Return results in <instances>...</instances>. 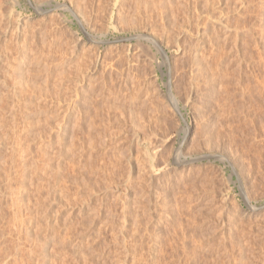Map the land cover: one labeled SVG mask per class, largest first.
<instances>
[{"label": "rangeland", "instance_id": "1", "mask_svg": "<svg viewBox=\"0 0 264 264\" xmlns=\"http://www.w3.org/2000/svg\"><path fill=\"white\" fill-rule=\"evenodd\" d=\"M0 262L264 264V0H0Z\"/></svg>", "mask_w": 264, "mask_h": 264}, {"label": "bare ground", "instance_id": "2", "mask_svg": "<svg viewBox=\"0 0 264 264\" xmlns=\"http://www.w3.org/2000/svg\"><path fill=\"white\" fill-rule=\"evenodd\" d=\"M67 1H68V0H67ZM69 3H70V2H69ZM74 6H75V5H74ZM74 8H75V7H74ZM75 9H76V8H75ZM80 10H82V9H80ZM79 12H80V11H79ZM76 13H77V12H76ZM82 13H83V12H82ZM77 14H78V13H77ZM81 15H82V14H81ZM83 16H84V15H83ZM88 16H89V15H88ZM83 18H85V17H83ZM88 18H89V17H88ZM86 21H87V20H86ZM84 22H85V21H84ZM86 23H87V22H86ZM24 25H25V24H24ZM23 30H24V29H23ZM22 33H23V32H22ZM136 35H137V34H136ZM140 35L142 36V34H139V36L137 35L136 37H140ZM145 36L147 37L146 34H145ZM145 36H144V37H145ZM142 37H143V36H142ZM149 37H150V36H149ZM202 37H204V36H202ZM140 38H141V37H140ZM147 38H148V37H147ZM161 38H162V37H161ZM208 38H209V37H208ZM211 38H212V37H211ZM201 39H202V38H201ZM205 39H206V38H205ZM205 39H204V41H205ZM26 40H27V39H26ZM158 40H159V39H158ZM202 40H203V39H202ZM207 40H208V39H207ZM29 41H30V40H29ZM155 41H156V40H155ZM23 42H24V41H23ZM77 43H78V41H77ZM159 43H160V42H159ZM205 43H206V41H205ZM24 44H25V43H24ZM93 44H94V43H93ZM155 44H156V43H155ZM157 44H158V43H157ZM158 45H159V44H158ZM29 46H30V45H29ZM91 46H92V45H91ZM155 46H156V45H155ZM155 46H154V47H155ZM158 47H159V46H158ZM199 47H200V46H199ZM97 48H98V47H97ZM97 48H95V49H97ZM24 49H25V45H24V47H23L22 50H24ZM28 49H29V48H28ZM95 49H94V50H95ZM26 50H27V49H26ZM26 50H25V51H26ZM92 50H93V49H92ZM98 50H99V48H98ZM199 50H200V49H199ZM30 51H31V50H30ZM200 51H201V50H200ZM21 52H23V51H21ZM26 52H27V51H26ZM26 52H25V55H28V56H29V54H27ZM42 52H43V51H42ZM97 52H98V51H97ZM100 52H101V51H100ZM159 52H160V51H159ZM37 54H38V53H37ZM94 54H95V53H94ZM100 54H101V53H100ZM100 54H99V55H100ZM30 55H31V54H30ZM35 55H36V54H35ZM39 55H41V54H39ZM97 55H98V54H97ZM102 55H103V54H102ZM104 55H105V54H104ZM104 55H103V56H104ZM23 56H24V55H23ZM31 56H32V55H31ZM31 56H30L29 58H31ZM36 56H37V55H36ZM131 56H132V55H131ZM99 57H100V56H99ZM27 58H28V57H27ZM27 58H26V59H27ZM94 58H95V57H94ZM130 58H131V57H130ZM33 59H34V58H33ZM38 59H39V58H38ZM28 60H29V59H28ZM34 60H35V59H34ZM95 60H96V59H95ZM21 61H22V60H21ZM30 61H31V59H30ZM102 61H103V60H102ZM25 62H26V60L24 61V63H25ZM37 62H38V60H37ZM103 62H104V61H103ZM103 62H102V63H103ZM22 63H23V62H22ZM97 63H98V61H97ZM103 64H104V63H103ZM103 64H102V65H103ZM20 65H22V64H20ZM20 65H19V66H20ZM30 65H31V63H30ZM91 65H92V64H91ZM93 65H95V63H94ZM27 66H28V65H27ZM87 66H88L89 68L91 67V66H89V65H87ZM88 67H87V68H88ZM94 67H95V66H94ZM99 67H100V66H99ZM89 68H88V69H89ZM19 69H21V66L19 67ZM22 69H24V68H22ZM22 69H21L20 71H23ZM83 69H84V68H83ZM90 69H91V68H90ZM92 69H94V68L92 67ZM20 71H19V72H20ZM87 71H88V70H87ZM87 71H86V67H85V70L82 71V72H83V75H81L82 72H81V73L79 72V75L82 77V78H81V77H79V78H81V79L83 80V78H84V76H85L84 72H87ZM94 71H96V70L94 69ZM17 73H18V72H17ZM21 73H22V72H21ZM21 73H19V75H20ZM23 74H24V73H23ZM23 74H21V77L23 76ZM89 74H90V73H89ZM16 75H17V74H16ZM24 75H25V74H24ZM86 75H87V74H86ZM17 77H18V76H17ZM18 78H19V77H18ZM18 78H17V79H18ZM23 78H24V77H23ZM81 79H79V80L81 81ZM22 81H23V80H22ZM77 81H78V80H77ZM20 83H22V82H20ZM79 83H82V82H79ZM21 85H22V84H21ZM170 97H171V96H170ZM69 111H70V110H69ZM158 151H159V150H157V152H158ZM154 154H155V153H154ZM154 157H155V156H154ZM178 158H179V156H177V159H176V163H177V165H182L183 162H181L180 159L178 160ZM12 194H13V193H12ZM38 227H39V226H38ZM27 228H28V227H27ZM65 229H67V228H65ZM35 230H36V229H35ZM30 231H31V230H30ZM39 231H40V230H39ZM36 232H37V231H36ZM28 233H29V231L27 232V235H28ZM34 233H35V232H34ZM23 234H25V233H23ZM29 234H30V233H29ZM48 234H49V233H48ZM41 235H42V234H41ZM28 236H30V235H28ZM36 236H37V234H36ZM39 236H40V235H39ZM43 236H44V235H43ZM40 237H41V236H40ZM27 238H28V237H27ZM38 238H39V237H38ZM54 238H55V237H54ZM62 238H65V237H62ZM26 240H27V239H26ZM40 241H41V240H40ZM47 242H48V241H47ZM33 243H34V242H33ZM45 244H46V243H45ZM30 245H31V244H30ZM33 245H34V244H33ZM33 245H32V246H33ZM25 247H26V246H25ZM2 248H3V247H2ZM27 248H28V247H27ZM45 248H46V246H45ZM45 248H43V251H44V252L42 251L43 254L41 255L40 258L43 257V258L46 260V258H47V254H48V251H47ZM29 249H30V248H29ZM1 250H2V249H1ZM33 251H34V250H33ZM77 253H78V252H77ZM17 254H18V253H17ZM21 254H22V253H21ZM24 254H25V252H24ZM8 256H9V253H8ZM18 256H19V255H18ZM24 256H25V255H24ZM3 257H4V256H3ZM20 257H21V256H20ZM5 258H6V257H5ZM43 258H42V260H43ZM7 260H8V259H7ZM9 260H10V259H9ZM0 263H1V262H0ZM7 264H8V263H7Z\"/></svg>", "mask_w": 264, "mask_h": 264}]
</instances>
